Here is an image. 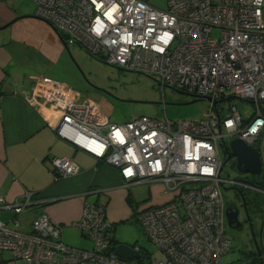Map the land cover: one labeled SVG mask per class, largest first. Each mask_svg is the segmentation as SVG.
I'll use <instances>...</instances> for the list:
<instances>
[{
  "label": "built area",
  "instance_id": "1",
  "mask_svg": "<svg viewBox=\"0 0 264 264\" xmlns=\"http://www.w3.org/2000/svg\"><path fill=\"white\" fill-rule=\"evenodd\" d=\"M29 1L67 43H78L112 66L211 99L197 119L140 115L113 123L95 101L79 98L71 86L50 79L35 82L25 98L40 97L45 108L58 114L57 136L115 167L125 188L160 183L168 192L165 202L134 207L144 234L164 257L152 258L137 244L131 248L138 258L117 255L106 206L86 201L73 225L89 239L90 248L66 244L62 226L45 212L31 220L28 231L19 229L13 216V226L0 219V262L7 251L25 264H247L222 261L232 247L222 188L264 194V0H166L164 9L145 0ZM231 97L253 103L249 118L235 104L224 107ZM226 137H238L258 151L261 171L253 173L252 182L221 177L220 141L228 160L234 156ZM52 163L61 176L79 170L65 156ZM29 197L27 192L8 206L16 215ZM5 205L0 195V207ZM259 211L264 264V201Z\"/></svg>",
  "mask_w": 264,
  "mask_h": 264
},
{
  "label": "crops",
  "instance_id": "2",
  "mask_svg": "<svg viewBox=\"0 0 264 264\" xmlns=\"http://www.w3.org/2000/svg\"><path fill=\"white\" fill-rule=\"evenodd\" d=\"M20 1L0 0V195L7 204L0 207V219L13 226L10 219L16 216L18 228L28 231L31 220L45 212L62 226L66 244L90 248L89 239L73 225L80 218L84 203L104 204L113 230L117 221L133 216L136 204L131 198L132 186H123L115 167L57 136L59 116L45 108L40 97L34 101L25 98L24 93L31 94L37 81L50 79L70 86L53 77L55 66L67 64L68 44L35 14L33 2L30 1L33 7L28 8ZM76 91L79 98L95 101L111 122L122 123L110 119L105 99ZM63 156L78 164L77 173H56L52 159ZM148 185L150 202L169 199L160 183ZM27 192L30 203L15 215L8 204L24 199ZM113 236L116 244L122 243L114 230ZM0 264L25 263L4 251Z\"/></svg>",
  "mask_w": 264,
  "mask_h": 264
},
{
  "label": "rangeland",
  "instance_id": "3",
  "mask_svg": "<svg viewBox=\"0 0 264 264\" xmlns=\"http://www.w3.org/2000/svg\"><path fill=\"white\" fill-rule=\"evenodd\" d=\"M158 8H166V0H145ZM24 7H33L29 0L20 1ZM216 35V30L213 32ZM104 56V53H101ZM67 64L59 63L53 69V77L57 80L68 83L85 96H98L107 102L106 112L110 119L115 122H124L130 118L140 115L151 117L167 116L171 119H197L208 109L207 100H195V96L181 93L177 88L161 85L158 78L137 71L125 70L112 66L103 58L94 56L77 43H68L66 49ZM228 104H235L241 116L246 119L254 111L253 103L235 97L223 102L224 107ZM231 137H226V145L229 147ZM219 153L222 159L227 157L228 151L220 141ZM231 156L230 159H234ZM220 175L222 178L236 180L242 183H250L254 178L251 172H239L231 169L228 163L223 166ZM247 193L254 195L253 190L242 187ZM236 189L232 185H225L222 188L224 203L239 201L236 197ZM131 198L140 206L150 201L148 184L133 185L130 188ZM256 206L253 220L256 231L260 222L259 204L264 201V194H256ZM253 212V213H254ZM244 213L241 210L240 218ZM114 235L119 242L128 245L137 244L147 251L152 258H163L164 254L151 243L144 234L141 224L135 215L128 220L115 223ZM228 237L232 241L231 250L222 256L224 262H234L243 259L247 264H258L253 259L256 253L248 227L241 230L227 228ZM258 234V233H257ZM260 244L259 236L257 235ZM90 242V241H89Z\"/></svg>",
  "mask_w": 264,
  "mask_h": 264
},
{
  "label": "water",
  "instance_id": "4",
  "mask_svg": "<svg viewBox=\"0 0 264 264\" xmlns=\"http://www.w3.org/2000/svg\"><path fill=\"white\" fill-rule=\"evenodd\" d=\"M55 29V28H54ZM56 30V29H55ZM65 45L67 46V41L63 40ZM78 44V43H77ZM79 45V44H78ZM179 92L185 93L190 96H195L196 99L191 100L190 102H193L195 100H210V96H196L194 94L185 92L183 90L178 89ZM214 101V100H213ZM215 102V101H214ZM228 150L231 151V154L235 156V159L230 161L228 163V166L231 169H236L239 172H251L255 174H259L261 171V161L259 157L258 151L246 144L242 139L236 137L232 138L229 142V147H227ZM229 158V155L222 161V167L226 164L227 160ZM225 214L227 217V225L230 228L240 230L241 222L237 219V210L235 208V205L233 202H227L225 207ZM253 242L256 247V253L259 256L260 264H261V251L259 248V245L256 240L255 233L252 231L251 233ZM115 253L121 257L131 259L133 257L138 258L139 254L134 253L131 246L126 243H117L115 247Z\"/></svg>",
  "mask_w": 264,
  "mask_h": 264
},
{
  "label": "flooded vegetation",
  "instance_id": "5",
  "mask_svg": "<svg viewBox=\"0 0 264 264\" xmlns=\"http://www.w3.org/2000/svg\"><path fill=\"white\" fill-rule=\"evenodd\" d=\"M231 160H233V159H229L227 161V163H229ZM235 192H236V197L239 199V201L235 200V201H229V202H233L235 205V208L237 210V219L241 222V227H242L241 229H243L245 226H247L250 235L253 231L255 233L256 240H257L258 234H257L256 228H255V223L253 220V214H255V212H256V211L254 212V210L257 209V206L255 203L258 204V202H256V199H257L256 193H254V195H251L250 193H247L244 189H236ZM241 210L244 213L243 219L240 218ZM251 239L253 242L252 235H251ZM257 243H258V240H257ZM253 244H254V242H253ZM254 246H255V244H254ZM255 249H256V247H255Z\"/></svg>",
  "mask_w": 264,
  "mask_h": 264
},
{
  "label": "trees",
  "instance_id": "6",
  "mask_svg": "<svg viewBox=\"0 0 264 264\" xmlns=\"http://www.w3.org/2000/svg\"><path fill=\"white\" fill-rule=\"evenodd\" d=\"M59 35H60V37L64 40V36H63V34H61L60 32H59ZM134 207V206H133ZM133 211H134V209H133ZM133 215H134V212H133ZM115 243H116V241H115ZM253 259L254 260H257V263L259 264V261H258V259H257V255H256V253L254 254V256H253Z\"/></svg>",
  "mask_w": 264,
  "mask_h": 264
},
{
  "label": "bare ground",
  "instance_id": "7",
  "mask_svg": "<svg viewBox=\"0 0 264 264\" xmlns=\"http://www.w3.org/2000/svg\"><path fill=\"white\" fill-rule=\"evenodd\" d=\"M117 245V244H116Z\"/></svg>",
  "mask_w": 264,
  "mask_h": 264
}]
</instances>
